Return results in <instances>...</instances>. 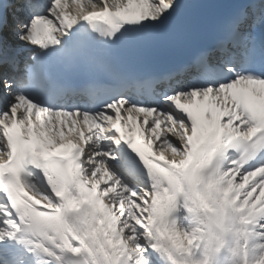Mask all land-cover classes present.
Masks as SVG:
<instances>
[{
	"label": "snow or ice",
	"instance_id": "6c2138e0",
	"mask_svg": "<svg viewBox=\"0 0 264 264\" xmlns=\"http://www.w3.org/2000/svg\"><path fill=\"white\" fill-rule=\"evenodd\" d=\"M0 264H264V0H0Z\"/></svg>",
	"mask_w": 264,
	"mask_h": 264
}]
</instances>
